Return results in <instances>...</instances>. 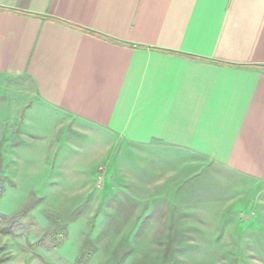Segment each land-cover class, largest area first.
I'll return each instance as SVG.
<instances>
[{"label": "crops", "instance_id": "0c3cea01", "mask_svg": "<svg viewBox=\"0 0 264 264\" xmlns=\"http://www.w3.org/2000/svg\"><path fill=\"white\" fill-rule=\"evenodd\" d=\"M0 79L26 132L70 118L264 186V0H0Z\"/></svg>", "mask_w": 264, "mask_h": 264}, {"label": "rangeland", "instance_id": "374dc122", "mask_svg": "<svg viewBox=\"0 0 264 264\" xmlns=\"http://www.w3.org/2000/svg\"><path fill=\"white\" fill-rule=\"evenodd\" d=\"M27 86L0 79V264H264V186L70 118L26 132Z\"/></svg>", "mask_w": 264, "mask_h": 264}, {"label": "trees", "instance_id": "16d2710c", "mask_svg": "<svg viewBox=\"0 0 264 264\" xmlns=\"http://www.w3.org/2000/svg\"><path fill=\"white\" fill-rule=\"evenodd\" d=\"M3 192H4V180L0 179V197L3 194ZM32 204L33 203H31V205ZM26 214H27V207H24L19 212H16L14 215H12L10 217V224L13 225V224H18V223L22 222V220L26 217ZM64 233H65L64 229H60V230L56 229V230L51 232V240L54 241L55 246L60 244L65 239ZM59 235H60V238H59ZM82 252H83V249H82ZM87 257H88V255H87ZM80 260H82V258Z\"/></svg>", "mask_w": 264, "mask_h": 264}]
</instances>
